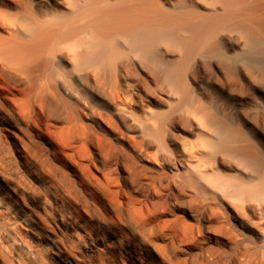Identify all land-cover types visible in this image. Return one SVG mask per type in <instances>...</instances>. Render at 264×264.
<instances>
[{
    "label": "bare ground",
    "instance_id": "obj_1",
    "mask_svg": "<svg viewBox=\"0 0 264 264\" xmlns=\"http://www.w3.org/2000/svg\"><path fill=\"white\" fill-rule=\"evenodd\" d=\"M244 62L264 0H0V239L35 264H264V132L189 72ZM146 64L167 109L131 99Z\"/></svg>",
    "mask_w": 264,
    "mask_h": 264
},
{
    "label": "rangeland",
    "instance_id": "obj_2",
    "mask_svg": "<svg viewBox=\"0 0 264 264\" xmlns=\"http://www.w3.org/2000/svg\"><path fill=\"white\" fill-rule=\"evenodd\" d=\"M261 61H263V60L261 59ZM244 63L245 64H243V63L241 64L242 66L240 65V72L239 73H233L232 74L231 72L227 71L229 73V75L232 74L231 75L232 78H229V76L227 75L228 76L227 80H226V77L223 76V74L226 73L225 72L226 70L223 69L222 67H219V70H220V68L223 69L222 71L220 70L219 75L217 74V72L215 73L214 68H212V67H210L208 65L207 66H202L199 71L198 70H194L192 68V69H190L191 71H189V72L191 74L194 73V75L196 74L195 76L199 77L198 78L199 84H200V82H202L201 84L203 85L202 86L200 84L201 85L200 86L201 90H203L202 94L205 95V97L207 96L206 98H208V97L209 98L212 97L211 99L214 98L216 103L219 104V106H221L224 110L233 113L234 115H236L239 118L245 117L247 120L253 122L258 127L260 132H264V113L262 112V109L264 108V76H263L264 75V64H262V62H261L262 65H260V63H259V65L255 66V67H252V65L246 64V62H244ZM144 67H145L144 69L147 70V72L149 71L148 73H149L150 76L146 77L145 75H143V76L142 75H140V76L137 75V77L134 78L136 76L134 74L132 76L133 78L132 77L130 78L129 84H130V87L132 86L133 89L130 90V87H129V90H130V93H131V91H133V90L134 91L131 93V95L133 94V97L129 93V95H130L129 98L132 97L131 99L133 100V102H136L138 100V98L143 99V100H145L144 102H146L147 100L145 98L147 97V99L149 98V99L152 100V101H150L148 99V101H147L148 103L146 102V104H149L148 107L149 106H151L152 108L154 107L153 110H157L158 108L160 109V107H162V108L165 107V109H167V105H166L167 102L165 103L166 100L164 99V97H163V99L160 100V98H162V97L159 94L161 92V90H159V87L162 88V86L164 85L163 89L166 88L165 87L166 84H164L163 81H162V84H161V81H160L161 79L163 80V77L161 76L160 80L156 81L154 77L157 76L156 75L157 73L156 74H154V73L156 71L157 72H159V71L156 70L154 67H152V65H149V64H146ZM151 67H152V69H151ZM151 70H152V72H154V73H151L152 76L150 74ZM248 70L249 71L251 70V72H249ZM261 72H262V74H261ZM228 73H226V74H228ZM214 74H215V77H214ZM158 75H160V74L158 73ZM222 76H223V78H222ZM159 77L160 76L156 77V79L159 78ZM233 77L234 78L236 77L237 79L235 78V80H234ZM146 78H148L149 80L147 79L148 81H146L145 80ZM153 78H154V81H153ZM189 80L191 81L192 78H190ZM219 81L221 82V84H222V82H224L225 85L224 84H222V85H223L224 88H226V91L228 93H230L231 96L227 95V94H224V93L223 94L217 93L218 91L213 86V84L215 82L219 83ZM233 81H235V83H233ZM236 81H238V82H236ZM148 82H149V84H148ZM209 82H211V83H209ZM239 83H242L243 85L239 84ZM207 84H209V86ZM233 85H235V86H233ZM204 86H205V89H204ZM149 88H151L152 90L151 89L149 90ZM213 89H215V90H213ZM231 89H232V91H231ZM126 90H128V89H126ZM129 90H128V92H129ZM128 92H126V93H128ZM155 92H157V95L155 94ZM204 92H205V94H204ZM206 92H208L209 94L211 93V95L209 96V94L208 93L206 94ZM135 93H136V99H135ZM139 94H141V95L139 96ZM232 97H236V98H239V97L240 98L250 97V98L254 99L255 102L257 103V108L255 107V109H256L255 110L254 107L250 103H246V102H243V101H236V100H233ZM162 100L163 101L165 100L163 102V104H162ZM159 101H161V102L159 103ZM134 107L139 108L140 106L134 104ZM163 110H164V108H163ZM180 112H182V111L179 110V111L174 113L175 114L174 116H175V118L177 117V119H175L176 128H174L173 130L175 132H177V133L180 132V133H182L184 135H187L188 132H185V131H189L188 130V126H187L189 123L186 120V117L183 116V112L182 113H180ZM177 120H179V122ZM181 124H183L182 126L184 128H186V126H187L185 131H182V130L179 129L178 126L181 125ZM120 125H121V127H126L123 122H121ZM184 125H186V126H184ZM166 126L168 127L169 125H166ZM150 229H151V232H153L152 229L156 230V227H152L151 226ZM155 230H154L155 233L153 232L154 234H156ZM163 230H164V232L162 234L161 231H163ZM157 234L165 235L166 237L169 236L168 235V231L165 230V229H161L159 232H157ZM22 254H23V252H21V250H19V249L18 250L17 249L13 250L12 249L11 245H9V242H8L7 238H5V239L1 238L0 239V264H31L33 262V261L29 260V259H25L24 255H22ZM32 264H35V263L33 262Z\"/></svg>",
    "mask_w": 264,
    "mask_h": 264
}]
</instances>
